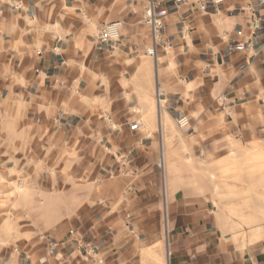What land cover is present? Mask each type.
<instances>
[{"label": "crops", "instance_id": "obj_1", "mask_svg": "<svg viewBox=\"0 0 264 264\" xmlns=\"http://www.w3.org/2000/svg\"><path fill=\"white\" fill-rule=\"evenodd\" d=\"M263 55L264 0H0V264H264Z\"/></svg>", "mask_w": 264, "mask_h": 264}, {"label": "built area", "instance_id": "obj_2", "mask_svg": "<svg viewBox=\"0 0 264 264\" xmlns=\"http://www.w3.org/2000/svg\"><path fill=\"white\" fill-rule=\"evenodd\" d=\"M220 1V0H219ZM157 7L156 2H151V5L149 8L145 10L144 13V22L146 24H149L154 31H158L159 29L162 28V23L155 18L154 16V11ZM256 27V24H254V28ZM115 35V25L108 26L105 30H103L100 34V41L101 42H107L111 37ZM149 55L154 54V50L150 49L148 50ZM264 56V55H263ZM224 98L223 97H218L217 101L218 102H223ZM176 125L179 129L186 128L189 125V120L186 116H182L176 120ZM138 125L135 123L131 126H129L130 130H136Z\"/></svg>", "mask_w": 264, "mask_h": 264}, {"label": "rangeland", "instance_id": "obj_3", "mask_svg": "<svg viewBox=\"0 0 264 264\" xmlns=\"http://www.w3.org/2000/svg\"><path fill=\"white\" fill-rule=\"evenodd\" d=\"M177 126V125H176ZM178 128V127H177ZM259 159H261V152H255V155H254V160H255V162L257 161V160H259ZM178 169H180L179 167H177ZM254 169V174L256 175V174H261V172H262V167H254L253 168ZM71 234V232L68 234V238H69V235ZM15 251H17L16 249H15Z\"/></svg>", "mask_w": 264, "mask_h": 264}]
</instances>
